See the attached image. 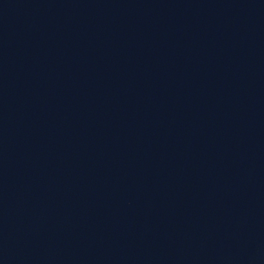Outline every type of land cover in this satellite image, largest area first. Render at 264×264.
<instances>
[{
    "label": "water",
    "instance_id": "water-1",
    "mask_svg": "<svg viewBox=\"0 0 264 264\" xmlns=\"http://www.w3.org/2000/svg\"><path fill=\"white\" fill-rule=\"evenodd\" d=\"M0 264H264V0H0Z\"/></svg>",
    "mask_w": 264,
    "mask_h": 264
}]
</instances>
